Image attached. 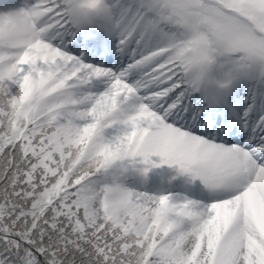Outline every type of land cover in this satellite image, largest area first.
Instances as JSON below:
<instances>
[{"label":"snow or ice","instance_id":"1","mask_svg":"<svg viewBox=\"0 0 264 264\" xmlns=\"http://www.w3.org/2000/svg\"><path fill=\"white\" fill-rule=\"evenodd\" d=\"M28 3L36 35L0 53V264H264V0ZM165 166L197 199L149 189Z\"/></svg>","mask_w":264,"mask_h":264},{"label":"clouds","instance_id":"2","mask_svg":"<svg viewBox=\"0 0 264 264\" xmlns=\"http://www.w3.org/2000/svg\"><path fill=\"white\" fill-rule=\"evenodd\" d=\"M36 35V22L28 0L18 8L0 10V53L23 48Z\"/></svg>","mask_w":264,"mask_h":264},{"label":"rangeland","instance_id":"3","mask_svg":"<svg viewBox=\"0 0 264 264\" xmlns=\"http://www.w3.org/2000/svg\"><path fill=\"white\" fill-rule=\"evenodd\" d=\"M4 0H0V3H3ZM18 2V0H17ZM164 168H173V169H178L175 167H167L165 166ZM192 179L190 177V175L185 174V178H181L179 176H174V179L171 183H169L168 187H165V185H163V187H165L168 191L173 192V193H178L181 194L183 196H188L191 199H197V197L193 194L195 188H191L189 186V182H191ZM199 182V181H196ZM149 189L150 190H156L158 187L155 185V183L151 180L149 183Z\"/></svg>","mask_w":264,"mask_h":264}]
</instances>
